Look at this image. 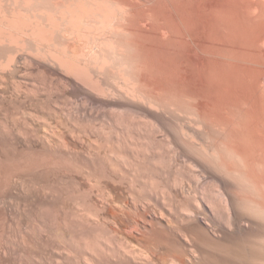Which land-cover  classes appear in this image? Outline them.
I'll use <instances>...</instances> for the list:
<instances>
[{
	"label": "bare ground",
	"instance_id": "1",
	"mask_svg": "<svg viewBox=\"0 0 264 264\" xmlns=\"http://www.w3.org/2000/svg\"><path fill=\"white\" fill-rule=\"evenodd\" d=\"M246 2L0 0V105L9 88L17 111L52 120L0 119L3 148L50 157L27 178L0 170V204L57 236L55 263L264 264V84L247 16L264 7ZM11 73L49 84L16 89Z\"/></svg>",
	"mask_w": 264,
	"mask_h": 264
},
{
	"label": "rangeland",
	"instance_id": "2",
	"mask_svg": "<svg viewBox=\"0 0 264 264\" xmlns=\"http://www.w3.org/2000/svg\"><path fill=\"white\" fill-rule=\"evenodd\" d=\"M262 1H264V0H260V2H259V0H247L246 4H253V3L255 4L256 2L258 4V2H259L260 4L262 3V5H263L262 7H264V4H263L264 2H262ZM255 7H256V5H255ZM255 7H252V8H255ZM252 8H250V12L248 10L247 16L251 21L253 20V22H254V23L253 22L250 23V24H254V26H255V28L253 29L254 31L253 30L252 31L255 32L256 29H258V30H256L257 34L255 32V35L253 32H252L253 34L252 33L248 34V35H250L248 37L250 38L249 40L251 41L250 42L248 40L249 44H250L249 46H251V48H252V51H250V54H251L250 58L251 59L249 62V67L253 68V69H257V72L259 70L260 71L259 73L262 72V75H263L262 76L263 80H262V84H261V89H262L263 88L262 85L264 84V82H263L264 81V38H263L264 37V17L259 16L258 11L256 9H252ZM253 14H254V16H253ZM257 16H259V17L257 18ZM254 19L258 20L259 22L255 21ZM259 19H263V20L260 21ZM251 26H253V25H251ZM257 35H259L258 36L259 38L263 36L262 37L263 40H262V38L260 40L255 39ZM254 36H255V38H253ZM251 37L254 39V41L257 40L258 42H254L253 39H251ZM252 41L254 42V45H253ZM12 65H16V62H13ZM12 69L14 70V68H12ZM14 76L12 74L11 78L8 79L9 81L8 80H6V81L9 82V84L11 82L13 84L15 83V88L17 87L16 89H20V85L23 86L24 84H22V83H24V82L31 84L32 87H36L37 90H39V91H41L42 88L43 89L46 88V86L48 87L47 84H49L47 82L44 83L43 81H41V79H38V77L36 75H32V76L30 75V76L26 77L27 81H25V79H23L24 78L23 75H14ZM18 76H21V77H18ZM36 88H34V89H36ZM52 88H54V86ZM21 89H22V87H21ZM30 90H31V87H30ZM9 91L11 92V90H9V88H8L6 91V94L4 95L5 101H3V103H1V105H0V108H1L0 109V112H1L0 113V119H2L3 116H5L8 120V123H18V122L20 123V121L23 122L25 119L29 118V117H27V115H29V114H32L35 116L38 115L37 117H40V116L43 117V115L39 114V112L42 113V110H44V112H45L46 106H44V107L40 106V105L34 106L35 104L31 105V104L27 103V105H26L27 109L26 110H23L20 108L21 111L23 110L22 113L20 110L17 111V108L20 107V105L17 104L16 102H14V100L10 98L11 94ZM32 91H33V89H32ZM258 91L261 92V94H262L261 98H263V100H264V93L262 91H260L259 89H258ZM52 92L58 93L59 91H57L56 89H53ZM259 92H257V94L260 95ZM260 96H258V97L260 98ZM9 99H11L12 101L10 102ZM260 100H262V99H260ZM8 103H10V104H8ZM68 103L69 104L66 103L67 104L66 108H69L68 110H71L73 105L70 104L71 102H68ZM67 106H70L71 108L67 107ZM37 107L38 108L40 107L39 109H41V107L44 109H41V111H40V110H38ZM13 108L14 109L16 108V109L14 110ZM34 109L37 112H35ZM3 110H7V111H5V113H4ZM45 113H44L43 118L46 119V121H48L47 119H49V122H50L51 117L49 116V118H47L48 115L46 116ZM29 116L31 117V115H29ZM45 116H46V118H45ZM31 118H34V117H31ZM98 121H100V120H98ZM98 121H96V122H98ZM10 151H12V152H10ZM25 153L26 152L16 151L12 147L3 148V146L0 145V167H1L0 170H4L5 171L4 173H7V174L10 173V174H8V175H10V177L12 175V177L27 178V177H24V175L25 176L28 175L27 173L25 174V172L27 170H23V169H28L29 166H31V165L33 166L36 162L38 163V161L40 162L43 159V156H45V157L47 156L44 154L41 155L40 153H35L34 155H32V153L30 154L28 152L25 155ZM39 156H40V158H39ZM48 157L49 156H47L45 158V160L46 159L48 160ZM29 160H32V161H29ZM24 162H25V164H24ZM60 162H62V164H65L63 161H60ZM66 163H67V166L69 165V166L73 167V173H75V171H78L81 169V172L86 174V171L88 170L87 168L83 167L81 164H78V163L77 164L70 163V161L66 162ZM24 165H25V167H24ZM10 170L13 172L12 173L9 172ZM20 170L21 171L23 170V171L20 172ZM83 170H85V171H83ZM1 172L3 173V171H1ZM1 172H0V197L4 198V196L8 197L9 192L7 193V188L5 187L6 178H2ZM84 179H86V178H84ZM2 181H4V182H2ZM81 182H82L81 185H84V186L87 185L85 180L84 181L81 180ZM75 195H76V193H75ZM6 198H4V199H6ZM2 206L0 204V264H14V263L15 264H44V263L46 264V262H47V264H57L59 262L58 260L60 259L59 254L61 252V250H60L61 244L59 243L57 236L56 235H54V236L48 235L47 233L45 234L44 232L39 234L33 228L30 230L25 228V226L28 222V217H24V215L21 212L19 213V211H17V213L14 211L8 212V211L4 210V207H2ZM29 220H30V218H29ZM3 255H6V256L4 257ZM55 261H58V262L55 263Z\"/></svg>",
	"mask_w": 264,
	"mask_h": 264
}]
</instances>
